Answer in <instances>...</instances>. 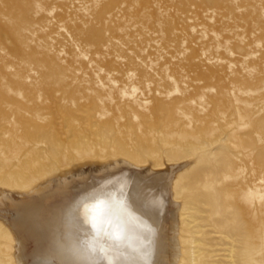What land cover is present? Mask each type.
I'll return each mask as SVG.
<instances>
[{"label": "rangeland", "instance_id": "obj_1", "mask_svg": "<svg viewBox=\"0 0 264 264\" xmlns=\"http://www.w3.org/2000/svg\"><path fill=\"white\" fill-rule=\"evenodd\" d=\"M111 160L174 165L179 264H264V0H0V187Z\"/></svg>", "mask_w": 264, "mask_h": 264}, {"label": "bare ground", "instance_id": "obj_2", "mask_svg": "<svg viewBox=\"0 0 264 264\" xmlns=\"http://www.w3.org/2000/svg\"><path fill=\"white\" fill-rule=\"evenodd\" d=\"M194 146L189 147V155L198 161L212 151L207 146ZM119 161L74 164L48 180L46 177V182L33 185L30 180L33 188L18 190L21 192L0 187V211L10 206L20 264H179L178 226L171 220L169 207L171 192L174 196L177 191L174 165L168 171H155ZM44 169L48 170L46 165ZM148 174L159 188L153 186ZM168 195L170 204L166 202ZM179 207L176 220L182 222L186 217ZM28 242L33 243L29 252ZM26 257L31 260L26 261Z\"/></svg>", "mask_w": 264, "mask_h": 264}, {"label": "snow or ice", "instance_id": "obj_3", "mask_svg": "<svg viewBox=\"0 0 264 264\" xmlns=\"http://www.w3.org/2000/svg\"><path fill=\"white\" fill-rule=\"evenodd\" d=\"M100 251H101V252H104V250H103V249H100Z\"/></svg>", "mask_w": 264, "mask_h": 264}]
</instances>
